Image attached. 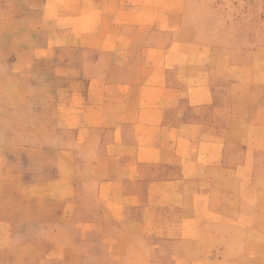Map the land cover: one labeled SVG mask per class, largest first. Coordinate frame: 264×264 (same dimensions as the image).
I'll use <instances>...</instances> for the list:
<instances>
[{
	"label": "rangeland",
	"instance_id": "rangeland-1",
	"mask_svg": "<svg viewBox=\"0 0 264 264\" xmlns=\"http://www.w3.org/2000/svg\"><path fill=\"white\" fill-rule=\"evenodd\" d=\"M53 1L0 0V264H264V0H142L106 52Z\"/></svg>",
	"mask_w": 264,
	"mask_h": 264
},
{
	"label": "crops",
	"instance_id": "crops-1",
	"mask_svg": "<svg viewBox=\"0 0 264 264\" xmlns=\"http://www.w3.org/2000/svg\"><path fill=\"white\" fill-rule=\"evenodd\" d=\"M50 1L52 0H44L45 3ZM57 1H63L65 4L67 2V6L63 8V11H59V16H61L59 20L65 23L87 21L88 19H85V13H92V21L95 22L99 28L95 27L91 32L88 31L87 33L83 31L80 36V47L82 49L87 47L85 42L86 38H95L98 40L99 52H106L107 49H110L109 45L112 44L106 46V42L104 41L105 38H110L109 32L114 31L118 27L132 30V24L137 18L130 14V12L136 11L135 9H131V7H146L150 5L148 2H141L142 0H54L53 2ZM55 6H57V4ZM122 7L124 8L123 13ZM41 11L39 17L31 21L39 23L40 29H44L48 32L46 43L44 46H39L38 48L50 52L54 47L51 43L54 31H52L49 26H44V24H50V22H56L57 20L52 19L51 12H48L45 6ZM115 37L116 36H114V38ZM114 48L115 47H113V49Z\"/></svg>",
	"mask_w": 264,
	"mask_h": 264
}]
</instances>
